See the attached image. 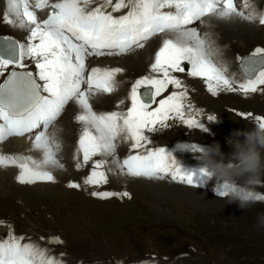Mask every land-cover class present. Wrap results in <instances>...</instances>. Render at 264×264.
Listing matches in <instances>:
<instances>
[{"label":"snow or ice","instance_id":"obj_1","mask_svg":"<svg viewBox=\"0 0 264 264\" xmlns=\"http://www.w3.org/2000/svg\"><path fill=\"white\" fill-rule=\"evenodd\" d=\"M95 2L5 0L2 22L27 35L26 42L0 37V76L12 66L0 83V143L10 137L33 134L29 136L31 150L38 152L39 157L0 154V168L18 169L15 179L21 185L54 183L51 169H63L64 165L57 158L60 143L54 134L49 135V128L71 101L79 110L75 121L81 125L73 157L75 168L80 170L92 162L84 185L99 188L108 184V173L115 174V169L120 176L169 179L197 187L193 174L182 171L165 147H149L153 141L146 133L154 134L173 123L189 130H206L197 118L202 110L191 103L188 88L173 73L186 72L188 77L201 79L212 96L236 92L247 98L249 94L264 93V48H255L245 58L237 57L243 75V80L238 82L227 75L225 66L214 61L216 53L207 33L202 37L195 27H188L196 21L202 22L204 17L221 20L235 17L258 21L264 26V11L258 13L250 0H242L239 8L235 0H115V3L102 0L91 7ZM109 7L111 11H107ZM46 8L50 9L47 18L39 19L37 11ZM122 9L127 12L113 15ZM159 34L167 35L154 54L149 74L132 83L126 97L130 101L127 110L94 111L90 97L114 93L116 77L123 69L93 67L88 70L86 59L126 55L143 48ZM25 60L34 63L35 74L17 71L25 68ZM169 86L174 91L157 100ZM124 103L121 99L117 109ZM236 115L264 128V114ZM207 120L215 118L209 115ZM118 141L130 144V154L123 160L116 156ZM94 157L102 158L93 160ZM109 163L113 167L106 171ZM200 175L207 176L203 169ZM67 186L81 187L71 182ZM91 195L101 200L114 196L131 198L127 192L93 191ZM7 227L6 236L0 237V264H61L45 249L24 242L25 237L17 236L11 224ZM48 242L61 243L58 237Z\"/></svg>","mask_w":264,"mask_h":264},{"label":"rangeland","instance_id":"obj_2","mask_svg":"<svg viewBox=\"0 0 264 264\" xmlns=\"http://www.w3.org/2000/svg\"><path fill=\"white\" fill-rule=\"evenodd\" d=\"M98 2L96 0L94 4ZM258 4L261 11H264L262 8L264 0L258 1ZM199 22L196 21L188 27H194ZM0 37H10L18 41L13 36L12 29L0 28ZM151 40L152 38L145 44H149ZM225 42L224 49L229 54L230 66L236 73L232 71L233 79L241 82L243 75L237 57L248 56L257 47L264 48V36L250 44L234 40ZM24 64L25 68L17 71H32L35 74L32 61L25 60ZM11 70L12 66H9L0 78V83ZM184 74L188 77L186 72ZM144 75L148 73L144 71L135 76H128L127 85H132L135 82L133 79ZM183 76L176 75L188 88L191 103L202 110L197 118L201 120L200 123L206 130H189L173 123L167 129L146 135L153 141L149 147H165L168 153H173V158L179 161V164L196 166L200 175L203 166L197 159L199 153L180 152L176 145L194 142L200 147H209L218 144L221 152L227 155L230 149L226 139L243 140V136L237 137L235 134L247 131L253 126L252 122L234 112L264 114V93H255L253 96L259 97L244 102H236L226 98L224 94L214 99L209 97L206 89L197 90L196 85ZM172 91H174L172 87L168 88L157 100ZM71 103L70 101L65 106L64 111ZM77 114L78 112L70 111L64 120L70 115L72 119L74 118L73 126H80L75 121ZM209 115H215L218 119L209 121L207 120ZM29 136L33 134H26L21 138L29 139ZM118 143L119 141L117 147ZM119 153L116 154L117 157L127 156L130 154L129 148L127 151L124 150L123 154ZM11 154L27 155L23 151ZM91 164L90 161L85 168L76 169L78 174L68 172L69 178L63 177L59 180L55 178L54 183H36L26 190L13 188L11 177L8 183L2 180L0 221L4 223L0 224V230L4 228L8 230L7 226L11 224L17 236L25 237L24 242L36 244L39 241L36 244L38 246L58 237L61 243L55 244L56 248L49 250L48 254L59 259L61 264H264V227L258 223V218L264 216V202H257L246 209H241L236 204H227L214 191L215 181L201 175L199 176L201 183L195 188L164 180H161V185L171 182L182 188H193L192 193L201 191L200 193L207 196L204 198L206 202L202 200L198 202L190 194L173 192L168 186L156 185L157 188L151 186L139 188L138 191L126 180H121L124 182L119 184L109 178L108 184L99 188L90 187L84 185L83 180L91 171ZM70 182L79 183L81 187L69 188L67 185ZM117 190L120 193L127 192L131 198L114 196L112 199L101 200L91 195L93 191L119 193ZM258 191L264 193V187L258 188ZM89 199L99 203L111 201L115 203L96 204Z\"/></svg>","mask_w":264,"mask_h":264},{"label":"bare ground","instance_id":"obj_3","mask_svg":"<svg viewBox=\"0 0 264 264\" xmlns=\"http://www.w3.org/2000/svg\"><path fill=\"white\" fill-rule=\"evenodd\" d=\"M98 1H99L98 3L91 5V7H95V6H97V4L102 2V0H98ZM258 1H260V0H250V3L255 8V10L259 13V12H261V8H259V4H261V3L258 4ZM51 2H55V0H51ZM113 3H115V0H113ZM235 3L237 4V7L239 8L241 3H242V0H235ZM4 7H5V0H0V28L3 30L12 29L13 36H15L19 42H26L25 41V37L27 35L26 32L21 31V30L16 29V28H13V27L1 22ZM49 11H50V9H47V8L44 9L43 11H37L38 18L41 20L46 19ZM107 11H111V7H109L107 9ZM126 12H127V9H122L118 13H113V15L119 16V15L125 14ZM194 27L201 34L202 37L205 35V33H207V39L211 43L213 51L216 53V55L213 56L214 61L217 62L218 64L225 66L227 68V75H229L231 78H233L232 71L235 73V70H232V68L230 66L231 62H230L229 54L224 49V46H225L224 44H226L225 41L234 40V41H238V42H247L248 44H250L252 41H256L260 36H264V32H263L264 26H261L258 23V21L248 22V21H243V20H241L239 18H235V17L232 19H225V20L217 19L214 17H204L203 21L202 22L200 21L199 23H197L196 26L194 25ZM166 35L167 34H159V35L153 37L152 40L150 41V43L147 45L145 44V46L143 48L134 49L131 53H127L126 55L88 57L86 59V66H87L88 70H90L93 67H100V68L119 67V68L123 69L122 73H120L116 77L117 87H116V91L114 93H112L111 95L98 94L94 97H90V103L92 104L94 111H96L97 113H100V112H110V111H116V110H122V109H124L123 111L127 110V107L130 106V101H128L126 99V97H127V93L129 92V89L131 88V85H127L126 80L129 78L128 76H130V75L135 76V75L141 74L144 71L149 74V68H150V64L153 62L154 54L158 50V48L160 47L162 40L165 38ZM33 65H34V63H33ZM6 71L7 70H5V73H6ZM124 71H126V72H124ZM179 74H183L185 76L184 73H173L174 76L179 75ZM1 77L2 76H0V78ZM185 78L187 80H189L192 84L196 85L197 90L205 91L206 87H205L204 82L201 79L191 78V77H186V76H185ZM129 80H131V79H129ZM133 80L135 81V79H133ZM84 87H86V86H84ZM125 87H127V89ZM170 87L171 86H169V88ZM262 87H264V86H262ZM223 94L225 95L226 98L232 99L236 102H244L247 100H254L255 98L259 97V95L253 96L254 94H249L250 96L248 95V97L245 98L243 95H239L237 93H229V92H225V93L222 92V93L218 94L217 96H212L211 94H209V97L211 96V98L215 99V98L221 97L220 95L223 96ZM121 99H124L125 103L123 105H121L119 109H117L116 106ZM256 102L258 103V101H256ZM233 104H234V102H233ZM69 108H70V110H69ZM249 109H251V108H249ZM70 111H75V112L79 111L78 108L76 107V105L74 104V102H72L70 104V106L63 112L62 117L57 119L55 124H53L49 128V135L54 134L57 141L60 143L61 147H60L59 152L57 153V158L64 165L63 169H57V168L51 169V171L53 172V174L57 180H59L63 177L69 178L68 172H74V173L76 172V174H78V171L75 168V160L73 157L75 154L76 142L79 138L81 125L80 126H73L74 125V118L72 119V116L70 117V115H69V117H67L64 120V117ZM234 113L236 114L238 112H234ZM128 145L130 146L129 143H124L123 141H119L118 147L116 150V154L118 152H120L119 154H121V153L123 154V151L124 150L127 151V149L129 148ZM19 150L26 152L27 155H31V156H33V158L39 157L38 152H34L31 150L30 139H23L21 137H13L9 141H6V142L4 141L3 143H0V154H8V153L11 154L15 151L20 152ZM132 154H134V153H132ZM171 154H173V153H171ZM125 157L126 156H122V157H118V158L120 160H123ZM108 159L110 160L111 158H108ZM81 160H82V157H81ZM93 160H95V159H93ZM178 163H179V161H178ZM179 166L182 169V171H184L186 173H192L193 174L194 182L197 185L201 183V178L199 177L200 175L198 174V169L196 166L195 167L190 166V165L189 166H183L182 164H179ZM109 167H113V166L109 163L108 165H106L105 170L107 171V168H109ZM114 171H116L115 174L113 172L108 173L109 178L111 180H113V182L123 184L124 181H121V180H126L128 183H130L132 186H134L138 191H139V188H145V187L148 188V187L156 186V185L168 186V187L172 188L171 191H173V192H176L179 194H184V195L190 194V195H192L193 198H196L198 202H200V200H202L203 202H206V199H204V198H207V196L204 193H200L201 191L192 193L194 191L193 188L192 189L189 187L182 188V187L177 186L176 184H172L171 183L172 181L170 182V184L164 183V185H161V183H162L161 180L145 179V178H131V177H127V176H120L118 174L117 170L114 169ZM17 174H18V169L14 168V167H12V168H9V167L8 168H0V184H1L2 180H4L5 182L8 183V181H10V177H11V178H13L12 183H11V186H13V188L19 189V190L28 189L30 187V185H27V184L21 185L16 181L15 177ZM164 181L169 182L170 180L165 179ZM13 183L15 185H13ZM38 183H40V182H38ZM41 183H43V182H41ZM156 188H157V186H156ZM203 188H206V186H203ZM214 188L216 189V187H214ZM164 190H166V189H164ZM118 192L120 193V191H118ZM75 193H77V192H75ZM77 194H79V193H77ZM201 194H204V196ZM168 195H169V193H168ZM89 201L92 202L93 200L89 199ZM93 202L96 204L115 203L112 201L111 202H100V203L95 202V201H93ZM93 205H95V204H93ZM7 232H8V230H5V228L0 230V237L6 235ZM39 247L45 249L48 252L49 250L56 248V245L47 242V244L46 243L45 244H39ZM48 248H51V249H48Z\"/></svg>","mask_w":264,"mask_h":264},{"label":"clouds","instance_id":"obj_4","mask_svg":"<svg viewBox=\"0 0 264 264\" xmlns=\"http://www.w3.org/2000/svg\"><path fill=\"white\" fill-rule=\"evenodd\" d=\"M235 135L244 139H226L230 149L227 155L221 152L218 144L200 147L186 142L178 143L176 148L180 152L199 153L197 159L207 178L215 181L214 191L221 194L218 197L227 204L246 209L264 199V193L258 191L264 187V128L253 124L247 131ZM258 223L264 227V216L258 218Z\"/></svg>","mask_w":264,"mask_h":264}]
</instances>
